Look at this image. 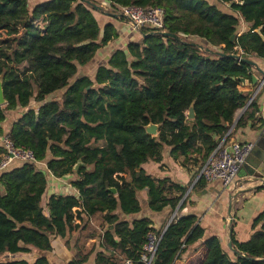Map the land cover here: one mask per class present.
Returning <instances> with one entry per match:
<instances>
[{
	"label": "trees",
	"instance_id": "16d2710c",
	"mask_svg": "<svg viewBox=\"0 0 264 264\" xmlns=\"http://www.w3.org/2000/svg\"><path fill=\"white\" fill-rule=\"evenodd\" d=\"M221 1L238 16L204 0H46L34 7L0 0V139L31 151L38 163H12L0 175V256L8 258L0 264H50L45 254L57 239L73 240L67 264H140L149 233L161 237L154 264H264V211L248 241L232 236V257L218 238L204 239L195 217L156 230L149 219L116 215H137L143 190L150 211L174 210L186 189L152 179L143 165L160 163L168 148L200 170L230 139L238 111L247 106L236 129L255 121L256 97L239 88L251 81V58L264 60V0ZM132 6L161 9V32L142 29L140 40L115 50L93 76L79 75L118 38L99 15L118 17ZM241 21L250 29L238 36ZM149 125L159 126L155 137L146 134ZM50 175L73 177L77 195H49Z\"/></svg>",
	"mask_w": 264,
	"mask_h": 264
},
{
	"label": "crops",
	"instance_id": "0c3cea01",
	"mask_svg": "<svg viewBox=\"0 0 264 264\" xmlns=\"http://www.w3.org/2000/svg\"><path fill=\"white\" fill-rule=\"evenodd\" d=\"M44 1L46 0H28V3L34 7ZM204 1L224 14L238 16V13L231 8L229 3H224L221 0ZM101 5L105 10V2H102ZM100 17L103 20L102 26L109 22L115 25L118 30V38L100 49L93 61L78 71L81 76H93L95 70L99 66L105 65L115 50L124 47L129 41H137L143 37L141 30H134L126 21H121L119 17L99 15ZM249 29L250 25L241 21L237 30L238 36L246 34ZM191 41L207 49L202 41L194 39ZM251 60L254 64L251 71V81L241 83L239 89L243 92H253V98L256 97L259 111L255 115L254 122H248L245 127L236 129L235 125L244 115L246 109L238 111L229 131L231 137L228 142L256 144L260 132L264 129V60L259 58H251ZM17 118L18 116L11 121L7 120L3 126L7 127ZM261 144L264 145V139L261 140ZM249 161L250 163L255 162L253 158ZM143 169L152 179H167L179 187L185 188L186 193L174 210L167 207L161 212H152L148 208L147 192L143 190L137 194L141 209L137 215L125 216L121 211H117L116 215L127 221L149 219L156 230L164 225L167 226L174 218L195 217L196 225L204 230V239L218 238L224 252L229 257L234 254L232 245L231 248L228 247L232 236L237 242L248 241L254 232L252 225L255 218L264 211V176L247 165L240 170L235 184L231 188H224L218 181L197 183L199 165H196L194 161L187 163L183 157L173 159L168 148L164 149L160 163L148 162L143 165ZM72 179L73 177L70 176L55 179L50 175L48 194L54 196L77 195L76 190L70 184ZM76 223L79 224L78 221ZM71 241L73 240L57 239L52 243L54 251L45 254L50 264H67L73 259L75 251ZM34 257H38V255L35 254ZM87 264H94V259L91 258Z\"/></svg>",
	"mask_w": 264,
	"mask_h": 264
},
{
	"label": "built area",
	"instance_id": "2783aa9c",
	"mask_svg": "<svg viewBox=\"0 0 264 264\" xmlns=\"http://www.w3.org/2000/svg\"><path fill=\"white\" fill-rule=\"evenodd\" d=\"M118 17L123 18L134 30L150 29L158 33L163 29V11L159 8L125 7L120 9ZM1 142L4 154L0 159V175L12 163L38 164L31 151L14 148L8 137H3ZM253 149V143L225 142L224 138L199 170L198 179L207 183L218 181L224 188L233 187ZM160 241L161 237L155 233L147 235L140 264H154ZM125 264L131 263L127 261Z\"/></svg>",
	"mask_w": 264,
	"mask_h": 264
},
{
	"label": "water",
	"instance_id": "95a60500",
	"mask_svg": "<svg viewBox=\"0 0 264 264\" xmlns=\"http://www.w3.org/2000/svg\"><path fill=\"white\" fill-rule=\"evenodd\" d=\"M82 1H84V0H82ZM233 1H236L237 4H240L238 2V0H233ZM94 9L95 10H99V8H97V7H94ZM162 35L164 37H168V38L174 39L176 41H181V39L178 36L174 35V34H169V33L163 32ZM233 40H234V36L231 37L230 41H233ZM192 44L195 45V46H197L200 50H203L204 49V47H202V46H200L198 44H195V43H192ZM205 51L208 52V53H210V54H214V52L211 51L210 49H206ZM227 56L228 57H231L233 59H236V60H241L237 56H233V55H227ZM248 63L250 65L254 66V64L252 62H248ZM253 82H255V80H253ZM241 83L243 84V83H245V81L242 80ZM4 105H5V101H4V98H3L2 79L0 77V106H4ZM246 108H247V106L242 111H244ZM193 118H194V112H193V109L191 108L188 111V119L189 120H192ZM158 129H159V126H157V125H149V126H147L145 128V131H146V134L147 135H150L152 137H155L157 135ZM262 139H264V129L260 132V134L258 136L257 143L254 144V149L252 150V152H251L249 158L247 159L245 165L251 167L253 170L257 171L262 176H264V145L261 144V140ZM251 158H253L255 160V162L250 163L249 160ZM256 163H258V164L255 166ZM245 165L243 167H245ZM108 229L111 230L112 228L109 227ZM228 247L231 248V242H229ZM232 252L235 253V251L233 249H232ZM253 261H255V260H253Z\"/></svg>",
	"mask_w": 264,
	"mask_h": 264
},
{
	"label": "rangeland",
	"instance_id": "374dc122",
	"mask_svg": "<svg viewBox=\"0 0 264 264\" xmlns=\"http://www.w3.org/2000/svg\"><path fill=\"white\" fill-rule=\"evenodd\" d=\"M124 21H125V20H124ZM24 67H25L24 65L21 66L19 70L22 71ZM18 112H19V110H17L16 112L10 114L9 117H13V118H15V116H16V114H18ZM10 120H11V119H10ZM71 242H72V241H71ZM5 260H8V258H7L6 256H0V261H5Z\"/></svg>",
	"mask_w": 264,
	"mask_h": 264
}]
</instances>
